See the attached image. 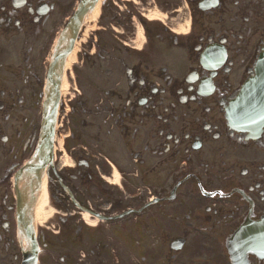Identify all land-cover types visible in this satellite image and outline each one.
I'll list each match as a JSON object with an SVG mask.
<instances>
[{"label": "flooded vegetation", "instance_id": "obj_1", "mask_svg": "<svg viewBox=\"0 0 264 264\" xmlns=\"http://www.w3.org/2000/svg\"><path fill=\"white\" fill-rule=\"evenodd\" d=\"M79 1L0 0V264H23L19 229L31 223L44 179L51 204L72 217L65 230L75 226L77 201V253L46 252L39 264H131V242L138 264H237L236 254L264 264L256 229L238 236L246 244L231 245L264 218V117L233 128L225 116L257 75L264 0H169L186 2L191 20L180 42L186 75L162 78L158 56L147 58L149 40L105 104L77 107L84 145L72 148L76 167L63 169V128L47 164L45 98L55 47ZM163 81L184 107H157ZM178 238L184 245L175 251Z\"/></svg>", "mask_w": 264, "mask_h": 264}, {"label": "rangeland", "instance_id": "obj_2", "mask_svg": "<svg viewBox=\"0 0 264 264\" xmlns=\"http://www.w3.org/2000/svg\"><path fill=\"white\" fill-rule=\"evenodd\" d=\"M163 10V9H162ZM154 12H158L157 10H155ZM163 12V11H162ZM107 16H108V14H107V12H105V15H104V17L102 18V20L99 18V16L97 15L96 16V20H94L92 23H91V25H90V27L88 28V31H87V34L88 35H90L91 34V32L92 31H94L97 27H98V21H105V24H107L108 22H109V19L107 18ZM163 17V16H162ZM178 21H179V19H178ZM102 23H100V25H101ZM116 25V24H115ZM94 29V30H93ZM89 37V36H88ZM88 37H87V39H88ZM102 37H103V41L106 39V34H103L102 35ZM86 39V40H87ZM78 60H82V58L80 57V52L78 51L77 52V61Z\"/></svg>", "mask_w": 264, "mask_h": 264}, {"label": "bare ground", "instance_id": "obj_3", "mask_svg": "<svg viewBox=\"0 0 264 264\" xmlns=\"http://www.w3.org/2000/svg\"><path fill=\"white\" fill-rule=\"evenodd\" d=\"M155 17H156L155 15H151V19H154ZM46 201H47L46 192H43L42 197H41L40 202H39V205H38V207L36 209L37 212L40 211V208L46 203ZM38 219L40 221H42V220L45 219V216L44 215H42V216L39 215Z\"/></svg>", "mask_w": 264, "mask_h": 264}]
</instances>
